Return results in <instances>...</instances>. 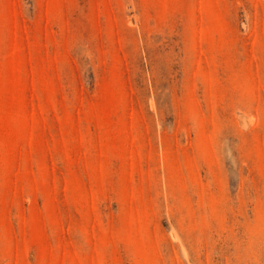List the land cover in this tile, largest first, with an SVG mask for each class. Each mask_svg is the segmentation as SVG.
Segmentation results:
<instances>
[{"label": "rangeland", "instance_id": "rangeland-1", "mask_svg": "<svg viewBox=\"0 0 264 264\" xmlns=\"http://www.w3.org/2000/svg\"><path fill=\"white\" fill-rule=\"evenodd\" d=\"M0 264H264V0H0Z\"/></svg>", "mask_w": 264, "mask_h": 264}]
</instances>
